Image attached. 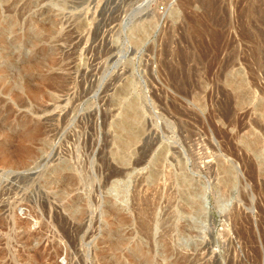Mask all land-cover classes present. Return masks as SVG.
<instances>
[{"label":"rangeland","instance_id":"obj_1","mask_svg":"<svg viewBox=\"0 0 264 264\" xmlns=\"http://www.w3.org/2000/svg\"><path fill=\"white\" fill-rule=\"evenodd\" d=\"M0 264H264V0H0Z\"/></svg>","mask_w":264,"mask_h":264}]
</instances>
